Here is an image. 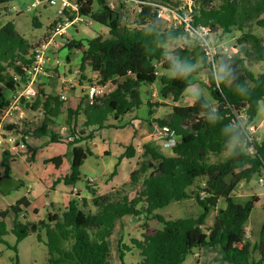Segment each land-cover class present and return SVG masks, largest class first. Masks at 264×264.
Instances as JSON below:
<instances>
[{"label":"trees","instance_id":"obj_1","mask_svg":"<svg viewBox=\"0 0 264 264\" xmlns=\"http://www.w3.org/2000/svg\"><path fill=\"white\" fill-rule=\"evenodd\" d=\"M77 1L79 14L108 29V36L95 35L85 41L78 70L81 73L89 68L99 84L116 78L121 81L91 103L84 94L75 107H65L68 136L48 131L62 113L64 100L45 90L42 82L37 83L33 98L20 100L28 111H42L38 128L31 130L24 123L19 128L6 126L7 130L20 131L22 139L48 134L51 142H65L70 155L69 173L62 177L65 184L74 185L80 180L79 168L91 155L87 147L78 145L80 142L92 139L99 129L123 127L120 118L143 104V95L148 99L149 114L152 113L153 104L145 93L156 81L160 97L177 102L191 86L192 76L204 72L208 97L200 96L186 105L170 104L169 112L155 119L158 127L172 128L179 135L171 154L156 149L152 142L144 143L141 158L126 182L97 193L86 181L90 198L73 197L64 207L37 221L27 220L25 209L29 201L25 196L18 198L0 211V241L7 233L2 218L11 211L14 218L10 230L16 241L36 232V239L46 248L49 264H111L108 238L115 222L124 216H144L154 218L161 227L141 233L139 239H130L131 249L138 251L137 264H181L193 248L203 246L220 247L224 260L231 264H264V223L253 245L243 238V228L256 198L239 205L231 197L243 180L261 174L264 168V134L251 143L246 134L247 124L255 125L260 103H264V41L253 32V27H264V0H192L190 30L157 17L149 4H140L134 24H128L122 23L105 0ZM151 1L171 7L181 2ZM32 24L39 26V21L34 17ZM52 27L49 23L43 37L33 44L15 30L13 23L0 24V108L9 102L2 89L14 93L25 83L34 50L46 40ZM199 28H206L207 36H216L218 40L231 35L234 43L230 53L217 52L212 65L191 35V30ZM178 39L183 43L168 50L167 44ZM64 44L68 61V54L80 48V41L71 38ZM258 63L261 69L254 71L251 67ZM221 68L223 72L219 71ZM80 75L91 82V78ZM240 113L245 114V121L238 118ZM79 117L82 120L77 127ZM109 118L115 123L109 122ZM134 153V146L126 145L118 161L132 158ZM6 159L2 160L0 178L9 174ZM47 161L58 166L61 156ZM115 172L116 167L111 175ZM186 198L201 207L198 215L165 219L154 214L155 209ZM219 200L223 207H217ZM210 209L214 211V220L204 228L203 221ZM231 241H235V248L229 247ZM117 247L122 260V249L129 247L121 243Z\"/></svg>","mask_w":264,"mask_h":264},{"label":"rangeland","instance_id":"obj_2","mask_svg":"<svg viewBox=\"0 0 264 264\" xmlns=\"http://www.w3.org/2000/svg\"><path fill=\"white\" fill-rule=\"evenodd\" d=\"M33 0H6L3 3H0V24H4L6 22H11L15 26V30L22 34L25 38H27L31 43L38 42L43 34L46 32L47 25L53 20L56 15V6H48L43 3L37 5L35 9L27 10L26 8L31 4ZM107 2L113 0H106ZM120 2L123 6H120ZM115 11L118 13L120 20L122 23L134 24V20L136 18V9L137 5L130 1L125 0H114ZM96 6V4L94 3ZM36 18L39 21V26H34L32 24V19ZM175 18L172 16L169 17V22L173 23ZM50 32V31H49ZM65 33L58 37V41L61 44V48L59 52H53L52 57H59L61 62H65L66 64L71 60V66H64V76L68 79V85H73V88L76 87L79 90V95L83 94V89L80 87L86 86L88 82L85 79H81L80 74H84L85 77L91 78L92 72L89 68L86 67L85 71L78 70V56L80 55V51L84 49L85 41L94 37L95 35H101L103 37L108 36V29L100 25L89 18L83 21H79L77 24L69 26L66 28ZM253 32L257 35L262 36L264 41V27H253ZM72 38L80 41V48L77 50L72 49L69 53V61L65 59V54L68 52L67 48L64 44V39ZM213 45L220 46H228L231 48L234 43V39L231 35L227 38L218 40L216 36L210 37ZM183 43L181 40H174L167 44V49L172 50L174 47L179 46ZM52 66V65H51ZM261 64H254L251 68L254 71H259L261 69ZM77 72L75 73V71ZM58 73H62L61 70H58ZM47 76V77H46ZM42 79L43 87L45 90L52 94L58 93L59 82L57 79L56 70L52 67L49 68V75H46ZM81 81V82H80ZM206 77L205 74L193 75L192 76V84L189 86L182 94V97L177 101L173 102L169 99H162L159 95L158 88L159 83L156 81L154 84L147 87L149 89V102L153 104L151 106L152 113L149 114L150 107L146 105V103L141 104L138 108L134 109L132 112H129L120 118L119 123H126L124 128H102L97 130V135L92 138L89 143V148L91 150L92 155L88 156L82 165L79 168L80 172V180L75 183V187L79 189H84L85 181L87 179L93 180L95 184L99 185L107 182L109 178L108 174L113 170L114 165L117 162V157L111 155L109 158H106L102 155H96V149L101 148L102 145L106 144L112 150L113 148L117 149L115 144L119 138L118 136L122 135L124 137L129 133V129L136 127L134 119L143 120L145 118L152 119V126L149 128L146 122L144 123V128L150 133L149 138L152 144L155 145L156 149L160 150L163 153H169L170 147L162 146L160 140L155 137L154 131L158 127L155 119L160 118L166 115L169 112L170 104H180L186 105L192 103L196 98L200 96L208 97L207 89H206ZM145 88V87H142ZM70 90V89H68ZM85 92V91H84ZM147 94V93H145ZM2 95L9 101L12 98V92L10 90L3 88ZM144 98V95L142 96ZM166 104V105H161ZM71 105L70 101L67 100L64 102L63 111L59 116L54 119V123L51 126L50 130L57 132L58 134L68 136L69 130L65 124V107ZM24 116L20 117L17 124H14L13 121L17 120L19 116V112L17 110L13 111L10 116L3 119L1 123V129L6 131L9 125L13 126H22L23 123L26 124V127L29 129L38 128L41 122V114L38 112H31L27 109L23 108ZM264 117V103H260L259 111L255 118V124H258L260 120ZM109 122H113L112 118H109ZM39 123V124H38ZM139 123V122H138ZM133 124V125H132ZM142 125V124H141ZM16 132V131H15ZM5 133V132H4ZM16 137L18 140L22 141V134L20 131L16 132ZM137 139V138H136ZM153 140V141H152ZM28 143L31 147L17 148L21 151H12L9 156L11 157L12 162H10L11 172L14 177H16L21 184L11 189L8 193L2 194L0 193V211L5 210L8 206L16 201L18 198L22 196H26L31 203V208L33 206L38 208L40 212L39 217L44 216L45 210V194L48 192L44 190L41 184L39 183L38 177H42L41 175L44 173L47 177H52V169L50 170V166H45L42 162L43 157L46 156H61L63 158L69 155V149L67 148L66 143H53L50 142L49 138L46 136L41 138L42 146H51L47 147L45 150H39L36 152V158L33 161H29L26 159L31 153V151H35L38 149V145L32 147V140L27 139ZM45 142V143H44ZM115 143V144H114ZM147 143V142H144ZM38 144V143H37ZM143 144H141L139 148L138 158H141V153ZM63 148H66V151L61 154H57L58 151H62ZM136 157L131 158L130 160H123L116 169V176L114 178L115 182L118 183L115 188L118 187L123 182L128 180V168L135 167ZM129 161V162H128ZM53 164V163H52ZM259 177L264 179L263 173H255L251 175V177L247 180H243L236 188L235 192L232 194V200L239 205L245 204L251 197L256 198V202L253 204V208L251 209L248 219L246 221V230L243 238L247 239L248 242L253 245L258 239V232L262 224L264 223V181L259 183ZM126 179V180H124ZM102 182V183H101ZM120 183V184H119ZM30 186V191L27 192V187ZM57 189L61 192H65L71 189V185H64L63 182H60L56 185ZM132 194V193H131ZM224 203L222 200H219L217 203V207H223ZM28 208V207H27ZM26 208V209H27ZM25 209V211H26ZM201 212V207L198 206L192 199L186 198L177 201H171L167 205L157 208L154 210V214H159L163 216L165 219H174L178 217L184 216H196ZM32 214V212H31ZM30 217V214L28 215ZM45 217V216H44ZM43 217V218H44ZM27 218V213H26ZM4 221L7 233L2 236V241H0V264H49L47 262L46 248L42 242H39L36 239V232H29L25 237L21 240L16 241L15 235L11 232L10 228L13 223V214L11 211L7 212L5 216L2 218ZM214 220V211L212 209L209 210L207 215L203 221V227L207 228L212 225ZM37 221V220H36ZM161 224L150 217L149 219H145L144 216L140 217H130L124 216L121 219L115 222V226L113 228L111 236L108 238V244L111 249V253L109 256V262L111 264H137L139 260L138 251L131 249V238L139 239L141 237V233L150 232L155 228H160ZM118 243L121 245H126L129 247V250L123 248V256L122 260L119 257ZM15 247V249H13ZM229 247L235 248V241H231L229 243ZM199 252V248H193V252L187 253L184 257V260L181 264H195L198 256L196 255ZM206 252V251H205ZM196 253V254H195ZM210 256H205L202 254V259L207 260ZM221 255L218 254L214 257L212 264H220ZM222 264H229L226 261H223Z\"/></svg>","mask_w":264,"mask_h":264},{"label":"built area","instance_id":"obj_3","mask_svg":"<svg viewBox=\"0 0 264 264\" xmlns=\"http://www.w3.org/2000/svg\"><path fill=\"white\" fill-rule=\"evenodd\" d=\"M133 2L137 5L136 11H140V4H149L151 5L157 17L164 19L169 24L179 23L184 26L185 30H190V23L192 21L191 15V6L192 0H181L180 4L175 7L167 6L161 1H141V0H125ZM45 4L48 6H56V15L53 20L50 22L53 24V27L50 29L49 35L47 36L46 40L42 41L34 50L33 59L30 67L26 71V80L25 83L22 84L12 95L11 100H9L8 105L0 108V145L3 140H6L10 144L16 143V146L20 148H24V143L17 139L16 132L14 129H8L4 131L1 129V123L4 118L10 116V114L17 110L19 112V116L17 117L16 121H13L14 124H17L20 117L24 116V111L20 104L21 99L30 100L33 98L36 93V85L40 82L41 77L46 76L48 74L50 67H58V66H65V62H61L60 58H53V52H59L61 48V44L58 41V37H61L64 33L66 35V28L77 24L79 21L86 20L88 17L79 14V3L77 0H33L31 4L26 8L27 10H32L37 7L39 4ZM108 6L112 8V4L109 3ZM174 17L175 21L173 23L169 22V17ZM91 20V19H90ZM191 35L195 38L200 46L203 48L204 53L208 61H210L213 65V58L217 52H224L229 54L230 48L228 46L220 45L216 46L213 45L210 38L207 36V29L206 28H199L191 30ZM69 38L66 37L64 41H68ZM64 42V43H65ZM52 65V66H51ZM77 70L75 71V73ZM62 77V93L60 94V98L65 100L66 96L64 95L68 89L72 87L68 85V79L65 78L64 73H59ZM121 81V78H116V81H108L105 84L97 83L95 79V75L91 77V82L88 83L85 87V99L88 103H91L94 99L100 98L107 94L108 92L112 91L115 86L116 82ZM38 112L41 114L42 111H33ZM238 118L241 121H245L246 116L243 113L238 115ZM255 131L256 127L254 124H247L246 126V134H247V141L251 143L255 138ZM157 137L162 146L164 147H172L177 140L179 139V135L175 133L172 128L162 126L157 127L153 134ZM251 150V147H250ZM264 175V168L262 170ZM89 185L93 184V180H87ZM264 179L259 177V183H262ZM75 189L73 188V192ZM246 228H243V234L245 235ZM243 236V237H244Z\"/></svg>","mask_w":264,"mask_h":264},{"label":"crops","instance_id":"obj_4","mask_svg":"<svg viewBox=\"0 0 264 264\" xmlns=\"http://www.w3.org/2000/svg\"><path fill=\"white\" fill-rule=\"evenodd\" d=\"M105 2L107 4L111 3L112 4V8L115 9V4L113 3V1H109L107 2L105 0ZM69 38V37H68ZM70 39V38H69ZM67 54V53H66ZM65 54V55H66ZM69 55V54H68ZM80 56V55H79ZM79 56L77 57L78 58V61H79ZM69 61V60H68ZM68 65V66H67ZM67 67H70L71 66V60L70 62H68L66 64ZM56 70V73H57V79H58V82L60 83L59 84V88H58V93L56 94H61L62 93V87H63V84H62V77L60 76V74L58 73L59 71L58 70H61V72H65L64 71V65L63 66H58V67H53ZM204 72H199L197 75L199 74H203ZM49 75V71H48V74ZM95 75V73H92L90 77H93ZM44 77V76H43ZM43 77H41L40 79V82H42V79ZM47 77V76H46ZM67 78V77H65ZM67 79H70V78H67ZM39 82V83H40ZM85 87L86 86H83V87H80L83 89V94L81 95V97L85 94ZM73 88V85L72 87ZM70 90H67V92L64 94L66 96V99L64 100L67 101L69 100L70 101V104L69 107H75V105L80 101V96L79 95V90L77 88L79 87H76L75 89H71ZM146 96L149 95V91L147 92L146 91ZM12 95H13V92H12ZM147 98H143V103H146L147 102ZM191 104V103H190ZM153 119V117H151ZM149 119V118H145L143 120H138V119H134L135 121V124H136V127L133 125L132 128L129 129V133L126 134L124 137H122V135L118 136V140L117 141V145L116 148H113L112 150L109 148V146H107L106 144L102 145L101 148L99 149H96V155H102V156H105L106 158H109L111 155H114L115 157H117V162L116 164L114 165V168L116 167L117 169V166L123 161V160H130L131 158H126V157H123L121 158L119 161H118V157L123 153L124 151V146L126 145H129V144H132L135 148V153H134V158L136 157V159L138 158V154H139V148L141 146V144H144V142H148V141H151V139L149 138V135L150 133L147 132V130L144 128V123L146 122L147 126H149V128H151L152 126V119ZM81 117L78 118V121H77V127L80 126L81 124ZM139 122V123H138ZM39 124V123H38ZM142 124V125H141ZM53 125V124H52ZM51 125V126H52ZM126 125V123H124V126L122 128H124ZM51 126H49V130L48 131H53V130H50ZM255 127H256V131H255V136L257 137V139L261 138L262 135L264 134V117H262V119L260 120V122L258 124H255ZM4 131V130H3ZM7 131V130H6ZM5 132V131H4ZM55 132V131H53ZM57 133V132H56ZM97 135V131L94 133V137ZM46 136L47 138H49V135H43V136H40L39 138H31V137H25L22 142L24 143V151L26 150L25 146L26 147H31V145L28 143L27 139H31L33 142H32V147H35L38 145V149L36 148L35 151H31L30 155L27 157L26 156V159L29 160V161H33L35 158H36V152L39 151V150H45L47 147L51 146V144L53 143H65V142H52L49 146H42L43 144H41V138ZM93 137V138H94ZM137 138V139H136ZM50 140V139H49ZM92 139H88L86 141H83V142H80L78 145H80L81 147H87L89 150V143L90 144H93L91 142ZM153 141V140H152ZM51 142V141H50ZM38 143V144H37ZM45 143V142H44ZM17 148H20L19 146H16V143H14L13 145L10 144L9 142H7L6 140H3V142L1 143L0 145V173L3 172V165H2V160H4V157H7L6 159V164L8 165L9 167V172H11V166H10V162H12L13 160H11V157L9 156V154L12 153V151H20V152H24V151H21ZM66 151V148H63L62 151H58V153H56L55 155L57 154H61V153H64ZM91 151V150H90ZM25 153V152H24ZM26 154V153H25ZM31 154H33L32 158L29 159V157L31 156ZM167 155L171 154V149H170V152L169 153H165ZM27 155V154H26ZM92 155V153H91ZM90 155V156H91ZM54 155L52 156H46V157H43L42 159V162L44 163L45 166H50V170L52 171V177H47L44 173L41 175L42 177H38V180H39V183L42 182L44 184H41L42 187H44V190H46L48 193L45 194V198H46V201H45V210H44V216L45 214H47L48 212L50 213H54L56 212L57 208L58 207H64L68 201L73 198V197H77V198H80V197H86V198H90L91 197V193L89 192V188L86 187V183L84 185V189H79V188H76L74 185H71V189L68 190V191H65V192H61L57 189L56 185L60 182H63L62 181V177L65 175V174H68L69 173V162H70V155H67V157L63 158L61 157V163L58 165V166H55V164L50 161H47L49 158L53 157ZM132 157V158H133ZM3 158V159H2ZM139 159H137L136 161V165L135 167L137 166V163H138ZM84 162V161H83ZM129 162V161H128ZM134 166L133 167H129L128 168V174L130 173V171L132 169L135 168ZM113 168V170H114ZM113 170L108 174L109 177H111V179L109 178V180L107 182H104L102 184L97 185L95 184V182L93 181V184L91 186V189L94 188L96 190L97 193H104V192H107V191H110L114 186H117L118 183L115 182L114 178L116 176V172L114 175H111V173L113 172ZM7 176H11V177H14L12 174H8ZM15 179H17L16 177H14ZM88 180V179H87ZM86 180V181H87ZM126 180V179H124ZM85 181V182H86ZM21 183V182H20ZM64 185H67L63 182ZM120 184V183H119ZM70 186V185H68ZM73 188L75 189V191L73 192ZM30 191V186L27 187V192ZM26 197V196H25ZM27 198V197H26ZM28 199V198H27ZM29 201V200H28ZM53 204V205H52ZM32 212V214H31ZM26 213H27V220L28 221H36V220H40V219H43V217H39L40 215V212L38 211V208L33 206V208H31V203L29 201V206L28 208L26 209ZM13 214V213H12ZM30 214V217H28V215ZM13 218H14V214H13ZM246 228V226H245ZM135 250V249H134ZM206 251V252H205ZM205 254V256H210L207 260H203L202 259V254ZM196 254V253H195ZM218 254L221 255V261H220V264L223 263L224 258H223V255H222V250L220 247L218 246H214V247H207V246H203V247H200L199 248V252L196 254L198 256L197 260L195 261V264H212L213 262V259L214 257H216ZM226 263H228L226 261ZM231 264V263H229Z\"/></svg>","mask_w":264,"mask_h":264},{"label":"water","instance_id":"obj_5","mask_svg":"<svg viewBox=\"0 0 264 264\" xmlns=\"http://www.w3.org/2000/svg\"><path fill=\"white\" fill-rule=\"evenodd\" d=\"M20 185V181L11 176H2L0 178V193L6 194L11 189H14Z\"/></svg>","mask_w":264,"mask_h":264},{"label":"clouds","instance_id":"obj_6","mask_svg":"<svg viewBox=\"0 0 264 264\" xmlns=\"http://www.w3.org/2000/svg\"><path fill=\"white\" fill-rule=\"evenodd\" d=\"M219 71L223 72V71H224V69H223V68H221Z\"/></svg>","mask_w":264,"mask_h":264}]
</instances>
